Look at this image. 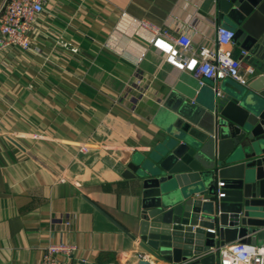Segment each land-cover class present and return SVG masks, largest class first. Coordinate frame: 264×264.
Segmentation results:
<instances>
[{
	"label": "crops",
	"instance_id": "obj_1",
	"mask_svg": "<svg viewBox=\"0 0 264 264\" xmlns=\"http://www.w3.org/2000/svg\"><path fill=\"white\" fill-rule=\"evenodd\" d=\"M141 20L195 45L231 27L214 0H47L33 50L0 53V264H38L49 242L75 243L78 264H171L132 239L142 198L124 172L169 149L160 119L172 93L205 106L216 94L169 63ZM251 229L238 239L261 243L264 225Z\"/></svg>",
	"mask_w": 264,
	"mask_h": 264
},
{
	"label": "water",
	"instance_id": "obj_2",
	"mask_svg": "<svg viewBox=\"0 0 264 264\" xmlns=\"http://www.w3.org/2000/svg\"><path fill=\"white\" fill-rule=\"evenodd\" d=\"M214 1L261 76L207 106L172 93L160 119L169 149L124 172L142 198L132 239L171 263L217 264L214 250L264 225V0Z\"/></svg>",
	"mask_w": 264,
	"mask_h": 264
},
{
	"label": "built area",
	"instance_id": "obj_3",
	"mask_svg": "<svg viewBox=\"0 0 264 264\" xmlns=\"http://www.w3.org/2000/svg\"><path fill=\"white\" fill-rule=\"evenodd\" d=\"M47 0H3L0 5V53L6 50L31 51L32 39L36 32V20L42 15ZM141 25L152 32L151 43L161 48L166 60L182 69L190 70L203 85L206 80L214 81L217 97L223 95L221 84L233 80L247 86L257 70L254 66H244L241 57L247 52L242 49L241 56L235 55L236 43L233 41L235 30L217 23L216 33L211 45L193 44L192 38L185 33H172L167 26H158L140 21ZM61 47L69 48V43L59 40ZM72 52L79 50L71 47ZM142 86L143 79L135 82ZM78 247L70 242H49L43 248V256L38 264H78L75 260ZM217 264H264V239L246 241L238 239L217 248ZM196 260V259H195ZM194 260L180 263L191 264Z\"/></svg>",
	"mask_w": 264,
	"mask_h": 264
}]
</instances>
